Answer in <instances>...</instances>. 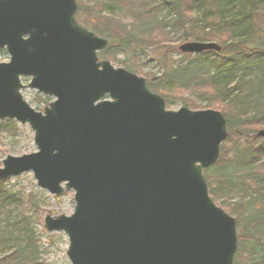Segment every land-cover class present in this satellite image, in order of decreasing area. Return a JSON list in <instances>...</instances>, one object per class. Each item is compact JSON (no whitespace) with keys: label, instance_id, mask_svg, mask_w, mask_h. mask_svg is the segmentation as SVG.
<instances>
[{"label":"water","instance_id":"obj_1","mask_svg":"<svg viewBox=\"0 0 264 264\" xmlns=\"http://www.w3.org/2000/svg\"><path fill=\"white\" fill-rule=\"evenodd\" d=\"M77 12L76 0H0V48L10 56L0 63V122L28 124L37 149L8 156L0 182L32 172L57 198L75 193L71 216L45 218L49 232L67 235L71 264H234L237 222L205 176L229 135L225 116L168 110L145 78L98 58L108 42ZM22 77L56 101L33 109Z\"/></svg>","mask_w":264,"mask_h":264},{"label":"trees","instance_id":"obj_2","mask_svg":"<svg viewBox=\"0 0 264 264\" xmlns=\"http://www.w3.org/2000/svg\"><path fill=\"white\" fill-rule=\"evenodd\" d=\"M129 6L135 9L131 25L121 24L110 15L104 18L99 12L85 19L81 8L78 19L107 38L109 50H114L111 38L97 30H113L115 25L119 33L112 37L121 40L116 54L132 47L133 36L155 31L156 47L169 42L171 36L182 42L220 43L221 53L193 55L196 58L192 62L170 68L166 77L194 93L199 92L202 81L207 82L212 101L226 108L227 112L222 111L229 131L226 143L231 146L222 145L219 161L205 171L209 193L220 208L236 218L239 250L234 264H264V139L246 133L250 128L264 127V0H131ZM208 59H212L209 67L204 63ZM128 65L123 67L140 74L139 68ZM152 83L156 92L158 86ZM184 105L202 110L192 102ZM4 125L16 130L17 124L7 121L0 124V129ZM4 184L0 182V223L3 220L6 224L0 231V264H41L32 216L27 212L29 203L20 192H10ZM235 195L241 199L233 202ZM14 210L18 211L17 218ZM244 242L253 243L250 250H245Z\"/></svg>","mask_w":264,"mask_h":264},{"label":"rangeland","instance_id":"obj_3","mask_svg":"<svg viewBox=\"0 0 264 264\" xmlns=\"http://www.w3.org/2000/svg\"><path fill=\"white\" fill-rule=\"evenodd\" d=\"M77 1L79 7L83 10L85 19H89L91 15L96 16V14H98L97 12H99L103 14L102 17L105 15H110L112 18L117 19L121 24L131 25V20L133 19L132 14L135 12V9L129 6V2H131V0ZM200 27H202L201 24ZM109 28H111V26H109ZM111 29L113 30H97L102 34H105V36L107 35L111 38L113 42L111 45L114 48V50H106L105 54L103 53V57L101 56V58L111 62L115 67L118 68H125L123 66L128 64H131L132 66L134 65V68H139L140 74L138 75L147 79L150 89L152 90L154 87L152 83L153 80L154 84L158 86L156 87L157 91L155 92L154 90V93L165 97L169 103L172 104L171 106L168 105V109L177 111L182 107H186L184 102H192L195 105L197 104L202 110L212 109L225 115V113L222 111L225 110L227 112L226 108L212 101L210 91H207L210 84L207 82L202 81L199 86V92L194 93L179 88L174 81L169 82L168 78L166 77V72H168L170 68L176 67L178 65H186L196 58L192 54L189 55L180 53V46L187 42L179 41V38L177 39L176 36H171L169 42H166V44H163L162 46L156 47L153 45L155 44L154 40H156V36H158L156 31L152 32L151 35L145 33L146 36L141 33L139 34V38L133 36L134 44L129 50H127L126 53L116 54L115 49L117 48L118 42L120 44L121 40L113 39L112 37V35L119 33L115 25ZM198 30L196 29L195 31ZM103 31L107 33H104ZM148 36L151 39H149ZM157 40L162 42L161 38H158ZM189 42L220 44L216 40L212 42L191 40L188 41V43ZM199 54L200 53L194 55ZM213 57L217 59V55H213ZM218 59H220V56H218ZM211 60L212 59H208L204 63L209 67V61ZM9 61L10 56L7 51L5 49H0V63H8ZM145 75H147V77H145ZM202 75L204 74H201V76ZM206 76L207 75H204V77ZM149 78H152V80ZM29 83L30 79H23L25 88L22 94L33 108L40 109L47 102L52 101L51 98L49 99L44 97V95H41L37 91L28 88ZM189 109L192 110V108ZM248 130H250L246 131L248 135L256 136L255 134L264 130V127H257V129L250 128ZM223 146L230 147L231 143H226L225 141ZM36 151L37 149L34 142V133L28 125H21L17 123L16 130L12 129L10 125H4V127L0 129V168L2 167V162L8 156L22 157L24 155L33 154ZM232 153L233 152L230 154ZM4 185L10 192H20L24 199L29 203L27 212H29V216H32V225L36 234V240L39 243L41 264H71L67 256V250L69 247L68 237L63 232H48L45 227L44 220L47 215L71 216L75 208L74 192L65 191L60 198H57L48 190L42 189L40 186H38V183L32 172H25L17 177H11L5 181ZM240 199V195H235L232 198V201L235 202L239 201ZM31 204L35 206L32 207ZM13 216L17 218L18 211L14 210ZM4 225L6 224L2 220L0 223V231L3 230ZM251 245H253V243H245V250H250ZM246 255L247 253L244 251L243 256Z\"/></svg>","mask_w":264,"mask_h":264}]
</instances>
